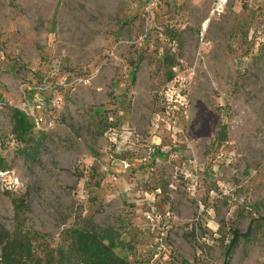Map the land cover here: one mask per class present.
<instances>
[{
  "label": "rangeland",
  "instance_id": "374dc122",
  "mask_svg": "<svg viewBox=\"0 0 264 264\" xmlns=\"http://www.w3.org/2000/svg\"><path fill=\"white\" fill-rule=\"evenodd\" d=\"M145 1L0 0V138L25 98L44 120L35 158L0 149L23 183L0 190V225L14 230L15 199L38 254L91 221L136 264H152L158 237L167 264H264V2L213 14L211 0ZM157 188L166 233L143 216Z\"/></svg>",
  "mask_w": 264,
  "mask_h": 264
},
{
  "label": "trees",
  "instance_id": "16d2710c",
  "mask_svg": "<svg viewBox=\"0 0 264 264\" xmlns=\"http://www.w3.org/2000/svg\"><path fill=\"white\" fill-rule=\"evenodd\" d=\"M167 60L170 68L168 80H171L174 62ZM11 119L10 132L23 144L24 151L35 158L44 142L43 135H34L31 121L17 108L12 110ZM217 137L219 140L226 139V124L221 125ZM2 162L3 159L0 158V168H5ZM12 205L16 221L14 230L8 232L0 225V264H134L115 253L116 248L125 247L120 234L113 227L99 228L91 221L82 228L70 229L68 242L64 244L59 243L51 248L49 243L43 242L40 249L45 252L38 254L33 234L24 228V222L20 220L21 205L15 199L12 200ZM260 220L264 222V216ZM254 231V222L248 225L244 233L232 229L225 255L230 256L239 241L249 240ZM222 264L229 263L224 261Z\"/></svg>",
  "mask_w": 264,
  "mask_h": 264
},
{
  "label": "built area",
  "instance_id": "2783aa9c",
  "mask_svg": "<svg viewBox=\"0 0 264 264\" xmlns=\"http://www.w3.org/2000/svg\"><path fill=\"white\" fill-rule=\"evenodd\" d=\"M160 0H146L144 4V11L151 13L154 8H156L159 4ZM211 12L213 14H221L224 12L225 8L227 7L228 0H211ZM260 2H264V0H260ZM205 30V29H203ZM261 28L259 26V29L257 30V33H260ZM201 40H204V34L203 31L201 32ZM57 68L53 67V71H56ZM43 107V102L40 100L37 95L35 94L32 98L31 101H29L27 98H25L18 110L23 112L28 119H30L32 126H33V132H41L43 131V116L40 114V110ZM1 139V138H0ZM133 140V143L135 144L137 142L136 138L131 137ZM9 145L12 146H20V142L18 139L11 133L9 132L7 139L0 140V149L2 148H7ZM153 150L149 149V155L152 153ZM124 169L130 168V164L127 162H124L123 165ZM149 171H153L154 168H148ZM147 169V170H148ZM106 170V169H105ZM104 171V170H103ZM188 177H191L189 174H187ZM112 180H116V176L112 175L111 176ZM23 186V183L21 181L20 176L12 169H7V168H0V190L3 192H16ZM160 194L159 188L155 189L153 193H145L146 195V200L148 201V210L144 211V218L147 222L150 223L151 225V231H154L155 228L157 229H162L167 232L169 229V226L167 225L168 221L163 224L162 218L165 217H170V212L164 213L163 216H161L157 210L155 209L154 206V200L156 198V195ZM156 243V250L157 252L154 253L153 259H152V264H167L168 261V256L166 253V244L164 240H162L161 237H158ZM136 264V263H134Z\"/></svg>",
  "mask_w": 264,
  "mask_h": 264
},
{
  "label": "bare ground",
  "instance_id": "6f19581e",
  "mask_svg": "<svg viewBox=\"0 0 264 264\" xmlns=\"http://www.w3.org/2000/svg\"><path fill=\"white\" fill-rule=\"evenodd\" d=\"M203 28L205 29V24L203 25Z\"/></svg>",
  "mask_w": 264,
  "mask_h": 264
}]
</instances>
